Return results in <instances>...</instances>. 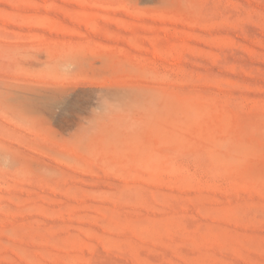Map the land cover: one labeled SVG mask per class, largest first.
I'll return each mask as SVG.
<instances>
[{"label": "rangeland", "instance_id": "obj_1", "mask_svg": "<svg viewBox=\"0 0 264 264\" xmlns=\"http://www.w3.org/2000/svg\"><path fill=\"white\" fill-rule=\"evenodd\" d=\"M0 264H264V0H0Z\"/></svg>", "mask_w": 264, "mask_h": 264}]
</instances>
